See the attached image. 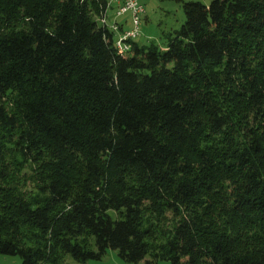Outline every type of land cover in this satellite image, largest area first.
Returning a JSON list of instances; mask_svg holds the SVG:
<instances>
[{
    "label": "trees",
    "instance_id": "trees-1",
    "mask_svg": "<svg viewBox=\"0 0 264 264\" xmlns=\"http://www.w3.org/2000/svg\"><path fill=\"white\" fill-rule=\"evenodd\" d=\"M182 7L122 55L102 0H0V255L264 264V0Z\"/></svg>",
    "mask_w": 264,
    "mask_h": 264
},
{
    "label": "rangeland",
    "instance_id": "rangeland-1",
    "mask_svg": "<svg viewBox=\"0 0 264 264\" xmlns=\"http://www.w3.org/2000/svg\"><path fill=\"white\" fill-rule=\"evenodd\" d=\"M138 3L143 5L145 14L141 18L139 36L136 42L139 45L146 46L151 43L158 46L166 45V37L176 30H179L184 22L183 3L187 2H201L204 5H208L211 0H137ZM105 7V2H104ZM113 11L109 10V17H113ZM110 12L112 14H110ZM92 19L99 25V14L96 11H92ZM122 19H129V15L126 14L122 17L114 19L119 31L123 27ZM110 22V20H108ZM129 24V21H128ZM101 25V24H100ZM102 26V25H101ZM130 28V24H129ZM150 260L149 258H147ZM66 264H81L74 261L69 256L64 258ZM21 260L18 256H6L0 255V264H20ZM86 264H129L125 263L118 258L116 251L108 249L102 260H90ZM138 264H145L140 262ZM148 264H170L168 261L161 260L158 262H151Z\"/></svg>",
    "mask_w": 264,
    "mask_h": 264
},
{
    "label": "built area",
    "instance_id": "built-area-1",
    "mask_svg": "<svg viewBox=\"0 0 264 264\" xmlns=\"http://www.w3.org/2000/svg\"><path fill=\"white\" fill-rule=\"evenodd\" d=\"M105 7L99 15L100 24L113 34L115 46L119 54H126L130 50L128 41L139 35V27L142 16L145 14L143 5L137 0H102ZM113 6V17H109V9ZM111 14V12H110ZM129 14L131 17V28L119 31L114 19ZM110 20V22H108Z\"/></svg>",
    "mask_w": 264,
    "mask_h": 264
},
{
    "label": "bare ground",
    "instance_id": "bare-ground-1",
    "mask_svg": "<svg viewBox=\"0 0 264 264\" xmlns=\"http://www.w3.org/2000/svg\"><path fill=\"white\" fill-rule=\"evenodd\" d=\"M103 2H105V1H103ZM109 10H113V6H111V8L109 9ZM126 15V14H125ZM129 15V14H128ZM129 24H130V28H131V17H130V15H129ZM125 24H126V21H125ZM126 29H129V28H126ZM139 31H140V27H139ZM139 36V35H138ZM137 36V37H138ZM137 37L136 38H134V39H132V40H130V41H128V43L130 44V42H132V41H134V40H136L137 39Z\"/></svg>",
    "mask_w": 264,
    "mask_h": 264
},
{
    "label": "crops",
    "instance_id": "crops-1",
    "mask_svg": "<svg viewBox=\"0 0 264 264\" xmlns=\"http://www.w3.org/2000/svg\"><path fill=\"white\" fill-rule=\"evenodd\" d=\"M112 14V13H111ZM129 20V19H128ZM128 20L127 19H122L121 21L123 22V27L124 29L129 28V24H128ZM126 21V24H125Z\"/></svg>",
    "mask_w": 264,
    "mask_h": 264
}]
</instances>
